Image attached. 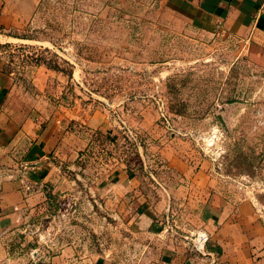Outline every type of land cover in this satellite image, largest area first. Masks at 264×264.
<instances>
[{
  "label": "rangeland",
  "instance_id": "rangeland-1",
  "mask_svg": "<svg viewBox=\"0 0 264 264\" xmlns=\"http://www.w3.org/2000/svg\"><path fill=\"white\" fill-rule=\"evenodd\" d=\"M31 7L0 0L10 105L50 119L97 114L105 127L76 124L79 159L60 168L0 264H149L170 239L207 233L212 194L252 199L264 222V66L242 41L152 0H39L28 16ZM114 168L137 189L93 195ZM185 168L206 188L190 189Z\"/></svg>",
  "mask_w": 264,
  "mask_h": 264
},
{
  "label": "crops",
  "instance_id": "crops-1",
  "mask_svg": "<svg viewBox=\"0 0 264 264\" xmlns=\"http://www.w3.org/2000/svg\"><path fill=\"white\" fill-rule=\"evenodd\" d=\"M38 1L25 0L32 6L28 16ZM152 1L190 26L207 32L220 30L242 41L248 56L264 66V0ZM10 92L9 79L0 72V263L7 239L26 222L28 211L47 203L46 190L53 188L60 168L72 169L79 159V133L73 130L76 124L90 130L105 127L97 114L86 120L81 116L50 119L13 108ZM177 171L192 178L190 189L199 193L206 188L202 173L187 168ZM137 186L132 173L114 168L97 182L93 195L105 192L117 200ZM259 212L252 199L232 204L212 194L202 211L204 230L210 236L205 251L196 252L187 236L170 239L149 264H264V222ZM71 263L59 256L51 264Z\"/></svg>",
  "mask_w": 264,
  "mask_h": 264
},
{
  "label": "built area",
  "instance_id": "built-area-1",
  "mask_svg": "<svg viewBox=\"0 0 264 264\" xmlns=\"http://www.w3.org/2000/svg\"><path fill=\"white\" fill-rule=\"evenodd\" d=\"M26 191L30 190V187H25ZM210 236L206 232L198 233L192 242V248L199 253L204 251L206 244L209 242Z\"/></svg>",
  "mask_w": 264,
  "mask_h": 264
}]
</instances>
